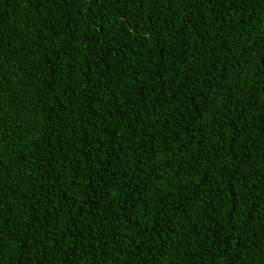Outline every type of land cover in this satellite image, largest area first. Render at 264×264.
I'll return each instance as SVG.
<instances>
[{
	"label": "trees",
	"instance_id": "trees-1",
	"mask_svg": "<svg viewBox=\"0 0 264 264\" xmlns=\"http://www.w3.org/2000/svg\"><path fill=\"white\" fill-rule=\"evenodd\" d=\"M264 264V0H0V264Z\"/></svg>",
	"mask_w": 264,
	"mask_h": 264
},
{
	"label": "snow or ice",
	"instance_id": "snow-or-ice-1",
	"mask_svg": "<svg viewBox=\"0 0 264 264\" xmlns=\"http://www.w3.org/2000/svg\"><path fill=\"white\" fill-rule=\"evenodd\" d=\"M98 3V0H88V6L91 7L93 4ZM238 254L234 256L232 260L228 261V264H237Z\"/></svg>",
	"mask_w": 264,
	"mask_h": 264
}]
</instances>
